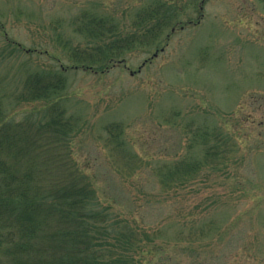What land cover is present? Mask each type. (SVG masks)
Returning <instances> with one entry per match:
<instances>
[{
  "label": "rangeland",
  "instance_id": "obj_1",
  "mask_svg": "<svg viewBox=\"0 0 264 264\" xmlns=\"http://www.w3.org/2000/svg\"><path fill=\"white\" fill-rule=\"evenodd\" d=\"M85 13L116 32H78ZM130 36L137 39L129 46L118 42ZM118 46L130 50L108 72L69 69L102 64L90 61ZM30 73L61 75L63 105L80 128L75 158L144 240L129 255L135 264H264V3L0 0V104L8 114ZM108 126L120 127L123 147ZM205 133L209 146L220 133L232 154L215 158L195 184L163 192L157 170L201 159Z\"/></svg>",
  "mask_w": 264,
  "mask_h": 264
},
{
  "label": "trees",
  "instance_id": "obj_2",
  "mask_svg": "<svg viewBox=\"0 0 264 264\" xmlns=\"http://www.w3.org/2000/svg\"><path fill=\"white\" fill-rule=\"evenodd\" d=\"M156 12L145 14L154 18ZM83 19L77 22L78 32L93 39L116 32L105 18L86 15ZM136 39L130 36L118 42L129 46ZM108 50L102 52L103 59L90 61L102 64L69 69L103 74L130 49ZM121 62L124 59L116 65ZM64 92L60 74L30 73L13 100L12 112L8 114L0 104V264H135L129 255L144 240L128 219L117 216L101 200L88 167L76 160L74 141L80 128L67 115ZM106 133L118 148L123 147L119 126L106 127ZM206 135L199 141L201 159L157 170L163 192L195 184L203 169L216 166L215 158L226 160L232 154L233 147L220 133L211 146ZM197 141L189 145L190 151Z\"/></svg>",
  "mask_w": 264,
  "mask_h": 264
},
{
  "label": "flooded vegetation",
  "instance_id": "obj_3",
  "mask_svg": "<svg viewBox=\"0 0 264 264\" xmlns=\"http://www.w3.org/2000/svg\"><path fill=\"white\" fill-rule=\"evenodd\" d=\"M260 3H264V0H258ZM205 0H202V3H204Z\"/></svg>",
  "mask_w": 264,
  "mask_h": 264
}]
</instances>
